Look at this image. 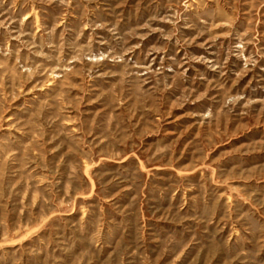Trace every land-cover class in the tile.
Here are the masks:
<instances>
[{
  "label": "rangeland",
  "instance_id": "rangeland-1",
  "mask_svg": "<svg viewBox=\"0 0 264 264\" xmlns=\"http://www.w3.org/2000/svg\"><path fill=\"white\" fill-rule=\"evenodd\" d=\"M0 264H264V0H0Z\"/></svg>",
  "mask_w": 264,
  "mask_h": 264
}]
</instances>
